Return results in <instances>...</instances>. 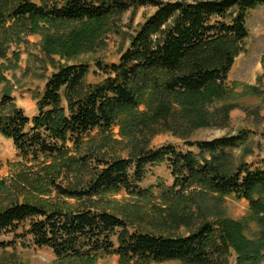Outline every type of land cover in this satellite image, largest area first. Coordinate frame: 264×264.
Masks as SVG:
<instances>
[{"label":"trees","instance_id":"16d2710c","mask_svg":"<svg viewBox=\"0 0 264 264\" xmlns=\"http://www.w3.org/2000/svg\"><path fill=\"white\" fill-rule=\"evenodd\" d=\"M261 5L264 0H0V134L13 141L19 159L14 166L26 169L11 182L0 177V234L29 221L28 234L53 251L56 264H97L104 253L119 256V264H228L233 250L238 264H263L264 168L236 163L232 152L247 136L197 142L198 153L152 149L144 139V126L175 102L195 114V128L218 123L219 111L209 105L225 96L235 58L246 50L248 12ZM144 6L156 12L132 36L119 63L104 68L103 82H87V64L54 61L57 54L83 52L90 33ZM64 23L82 25L67 41L45 38L43 48L56 70L37 97L38 114L30 118L17 105L8 77L21 55L9 51L13 42ZM116 125L125 143L114 139ZM122 143L131 145L127 157L110 154ZM163 162L175 181L162 195H180L171 212L175 224L188 222L178 207L191 189L244 199L248 213L238 221H206L188 235L130 232L126 219L101 204L122 190L135 193L147 166ZM11 245L0 241V250Z\"/></svg>","mask_w":264,"mask_h":264},{"label":"rangeland","instance_id":"374dc122","mask_svg":"<svg viewBox=\"0 0 264 264\" xmlns=\"http://www.w3.org/2000/svg\"><path fill=\"white\" fill-rule=\"evenodd\" d=\"M31 1L38 5L42 4V0ZM18 2L20 0H16V3ZM155 12L156 8L153 6L127 11L119 17L110 19L109 24L103 26L98 33H90L87 36L90 40L85 41L86 50L83 52L67 58L57 54L53 59L58 66L87 64L90 68L87 82L97 85L106 79L104 68L119 63L120 55L130 46L132 36ZM81 25V23H64L45 26V30L24 37V41L19 43L17 40L12 43L10 56L17 52L21 58L19 68L10 72L8 77L14 83L13 95L17 105L28 117L33 118L38 114L37 97L41 96L47 79L56 70L52 59L43 48L45 38L52 37L67 41L73 31H78ZM247 27L249 36L245 40L246 50L235 58L225 83L226 94L221 100L209 105L210 111H219L218 123L195 128L193 125L195 114L188 113L180 103L175 102L168 112L156 118L149 126H144L147 147L159 149L173 146L176 151L198 153L197 142L245 134L247 140L244 144L232 150L234 160L236 163L246 162L251 170L264 168L262 164L264 159V5L248 12ZM142 108L146 110L145 107ZM228 110L229 116L225 117L224 113ZM113 136L114 139L122 140L119 125L114 128ZM124 143L114 144L109 151L110 154L127 157L131 145L126 147ZM18 162L13 141L0 134V177L11 182L19 169L25 171V168L14 166ZM146 171L145 178L136 184L135 193L122 190L118 194L106 196L110 203L101 204L102 207H107L126 219L128 229L132 233L147 231L174 236L188 235L206 221L224 216L238 221L249 211V204L244 199H236L233 196L219 198L212 193L202 194L199 189H191L186 192L188 200L178 207V215L189 217L188 222L175 224L171 212L180 195L170 193L169 198L162 195L173 186L175 181L171 167L167 162H163L147 166ZM139 192L143 194H137ZM54 197L52 200L55 199ZM29 229L30 222L26 221L21 223L15 232L0 234L1 242L12 243L5 252L0 250V262L56 264L53 251L48 247L37 246L32 236L28 234ZM257 230L258 228L253 225V232ZM247 234L250 237L254 235L251 232ZM112 240L116 245L118 244L116 235ZM97 264H119V256L110 253L101 254ZM228 264H238L237 253L234 250L229 253Z\"/></svg>","mask_w":264,"mask_h":264}]
</instances>
